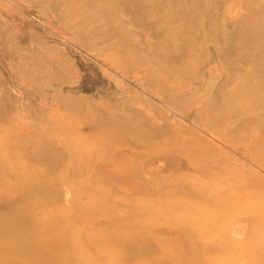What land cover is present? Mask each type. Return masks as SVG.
I'll return each instance as SVG.
<instances>
[{"label": "rangeland", "instance_id": "rangeland-1", "mask_svg": "<svg viewBox=\"0 0 264 264\" xmlns=\"http://www.w3.org/2000/svg\"><path fill=\"white\" fill-rule=\"evenodd\" d=\"M262 92L264 0H0V264H264Z\"/></svg>", "mask_w": 264, "mask_h": 264}, {"label": "bare ground", "instance_id": "bare-ground-1", "mask_svg": "<svg viewBox=\"0 0 264 264\" xmlns=\"http://www.w3.org/2000/svg\"><path fill=\"white\" fill-rule=\"evenodd\" d=\"M125 1V0H124ZM128 3V6H130V7H132L133 8V11L135 12V3L133 2V1H131V2H127ZM123 5V4H122ZM181 14V13H180ZM178 14V16H179V18H175L174 20H172L171 22H169V26H168V28H170V30H174L175 28V33L177 32H180V30L178 29L177 30V27H182V26H185L186 27V24H188V21L189 20H197L198 18H203V19H206V15H204V16H200L198 13H195V12H193V13H183V14ZM203 19H200L199 21H198V24L199 25H201V21L203 20ZM205 22V21H204ZM182 25V26H181ZM182 33V32H181ZM178 35H180V36H182V34H178ZM179 36V37H180ZM174 37V36H173ZM176 39H178V36L177 35H175V37L172 39V41H174L175 42V40ZM244 43V40L243 41H241V45ZM241 45H238V46H241ZM261 98H259V100L260 99H264V93L262 92L261 94ZM258 100V99H257ZM257 100H255L256 101V103L258 102ZM262 101V100H261ZM261 103V102H260ZM247 112V111H246ZM19 254V253H18Z\"/></svg>", "mask_w": 264, "mask_h": 264}]
</instances>
